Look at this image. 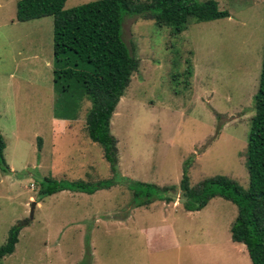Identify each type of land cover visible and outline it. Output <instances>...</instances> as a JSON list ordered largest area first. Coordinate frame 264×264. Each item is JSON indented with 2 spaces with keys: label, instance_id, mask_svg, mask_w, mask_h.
<instances>
[{
  "label": "rangeland",
  "instance_id": "obj_1",
  "mask_svg": "<svg viewBox=\"0 0 264 264\" xmlns=\"http://www.w3.org/2000/svg\"><path fill=\"white\" fill-rule=\"evenodd\" d=\"M89 1L66 0L64 8ZM215 1L228 17L190 20L178 34L153 19L124 18L123 40L139 65L110 119L118 173L173 197L134 206L124 182L93 194H39L44 178L92 183L113 173L87 135L90 101L83 97L69 121L54 114L53 17L20 22L17 0H0V133L8 165L0 168V246L11 226L22 225L0 264H252L231 239L234 203L216 196L186 211L179 200L185 164L191 186L216 175L248 186L264 0Z\"/></svg>",
  "mask_w": 264,
  "mask_h": 264
},
{
  "label": "trees",
  "instance_id": "obj_2",
  "mask_svg": "<svg viewBox=\"0 0 264 264\" xmlns=\"http://www.w3.org/2000/svg\"><path fill=\"white\" fill-rule=\"evenodd\" d=\"M66 0H17L15 19L23 22L45 16L53 17V88L56 92L54 114L74 119L79 101L87 98L91 105L86 113V130L91 141L98 143L109 164L112 178L86 182L44 178L40 195L62 190L93 194L114 182L127 183L134 206L154 200L173 199L168 189L153 184L125 180L118 173L117 139L110 131V119L130 82L139 61L123 40L126 16L153 19L158 27H170L178 34L188 21H210L229 16L215 0H93L65 9ZM246 146L248 186L216 175L191 186L188 165L183 166L179 182L180 202L186 211L202 209L210 199L221 196L237 207L230 226L231 239L244 245L252 264H264V37L258 88L253 96ZM5 140L0 133V168L8 170L3 157ZM115 176H117L115 180ZM21 224L10 227L0 246V261L11 254L18 242ZM84 264V263H83Z\"/></svg>",
  "mask_w": 264,
  "mask_h": 264
},
{
  "label": "water",
  "instance_id": "obj_3",
  "mask_svg": "<svg viewBox=\"0 0 264 264\" xmlns=\"http://www.w3.org/2000/svg\"><path fill=\"white\" fill-rule=\"evenodd\" d=\"M35 206H36V202L33 201V202L31 203V206H30V214H29V218H28V220H26V221L24 222L25 225H27V224L32 220V218H33V213H34V207H35Z\"/></svg>",
  "mask_w": 264,
  "mask_h": 264
},
{
  "label": "crops",
  "instance_id": "obj_4",
  "mask_svg": "<svg viewBox=\"0 0 264 264\" xmlns=\"http://www.w3.org/2000/svg\"><path fill=\"white\" fill-rule=\"evenodd\" d=\"M64 121H65V120H64ZM68 121H69V120H68ZM37 204H38V203L36 202V206H37Z\"/></svg>",
  "mask_w": 264,
  "mask_h": 264
}]
</instances>
